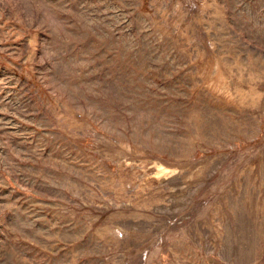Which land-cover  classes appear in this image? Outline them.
Listing matches in <instances>:
<instances>
[{
  "label": "rangeland",
  "instance_id": "374dc122",
  "mask_svg": "<svg viewBox=\"0 0 264 264\" xmlns=\"http://www.w3.org/2000/svg\"><path fill=\"white\" fill-rule=\"evenodd\" d=\"M0 264H264V0H0Z\"/></svg>",
  "mask_w": 264,
  "mask_h": 264
}]
</instances>
